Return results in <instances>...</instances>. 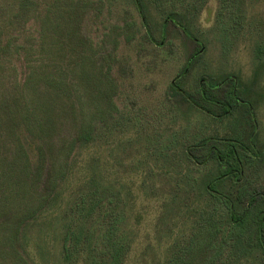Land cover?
<instances>
[{
	"label": "trees",
	"instance_id": "trees-1",
	"mask_svg": "<svg viewBox=\"0 0 264 264\" xmlns=\"http://www.w3.org/2000/svg\"><path fill=\"white\" fill-rule=\"evenodd\" d=\"M195 1L176 4L194 12ZM166 2L157 0L158 8ZM92 5L0 0V264H264L255 94L233 78L185 90L191 62L169 85L167 101L237 126L215 132L181 120L179 111L168 116L167 108L154 121L125 111L117 101L132 70L123 73L122 39L172 59L171 23L198 44L176 11L159 39L147 20H126L96 41L85 31ZM243 15V0H220L215 26L226 41L245 31ZM252 38L260 41L255 84L264 72V35L253 20ZM143 221L148 236L140 235Z\"/></svg>",
	"mask_w": 264,
	"mask_h": 264
},
{
	"label": "rangeland",
	"instance_id": "rangeland-1",
	"mask_svg": "<svg viewBox=\"0 0 264 264\" xmlns=\"http://www.w3.org/2000/svg\"><path fill=\"white\" fill-rule=\"evenodd\" d=\"M90 1L93 2L92 8L95 10V14L92 15L90 21L85 22V31L91 34L96 41L102 39L104 33L108 32L107 29H111L116 25H123L126 20L129 23L136 21L138 24L147 20L149 27L152 28L153 36L159 39L160 27L167 22L165 20L167 17L169 18L168 13L176 11L180 14L178 18L181 19L180 17H182L187 22L198 44L197 49L196 45L171 23L168 24L165 35L178 49V55L172 59H169L166 53L160 51L157 46L152 47L140 43L125 46L122 39L118 56L121 61L125 60L124 63H126L123 65V73L125 69L129 70L128 68H130L132 70L126 79L125 94L121 95L117 101L122 109L124 108L125 111L132 113H144L146 120L154 121L159 119L155 111H159V107L167 108L168 116L170 114L173 116L174 112L179 111L181 120L188 117L195 120V125L204 124L208 130L215 132H224L229 126H237L234 125V122L232 124L231 121L229 124L225 122L222 126V123H218L222 120L213 118L199 110L188 113L186 105L182 104L179 99L167 101L166 95L169 85L187 64L194 62L190 73L183 80L185 90L191 91L199 84L209 83L215 85L217 82L223 83L233 78L238 79L236 85L240 82L244 89L247 88L251 91V97L253 91L256 101L254 118L258 125L257 131L260 134L258 144L264 147V72L258 77L257 83L253 84L256 69V58L253 50L255 44L260 42L258 39L262 38H252V20L253 23L263 28L264 35V0H243L244 15L242 18L245 31L239 35L237 40L233 41H226L227 39H225L223 33L215 26L220 10V0H197L194 3L197 7L194 12L192 8H190V12H185L184 9L180 10L181 5L176 4L177 0H169V3L160 4L163 5L161 8H158L157 0ZM135 1H138L142 7L141 11L144 13V17L141 16ZM189 2H192V0H189ZM144 32L146 30L142 29L141 33ZM141 33L138 35V40ZM107 39L111 47L110 43L113 39ZM196 50L200 51L198 57L194 55ZM117 66L119 67V64ZM80 97L82 98L81 93ZM81 102L86 105L87 99H82ZM173 107H176V109L171 110ZM164 121L168 122L169 120L165 119ZM152 134L150 132L147 135L151 137ZM139 150H141L140 147ZM132 156H134V153L129 150L126 165L132 164V159H129ZM165 168L160 173H165ZM183 168H193V166L185 165ZM253 180L254 185L264 191V167L258 169V172L253 176ZM149 210L152 211V208ZM141 228L143 231L140 235L148 236L151 226L143 221Z\"/></svg>",
	"mask_w": 264,
	"mask_h": 264
},
{
	"label": "water",
	"instance_id": "water-1",
	"mask_svg": "<svg viewBox=\"0 0 264 264\" xmlns=\"http://www.w3.org/2000/svg\"><path fill=\"white\" fill-rule=\"evenodd\" d=\"M174 82H175V80L172 83H174Z\"/></svg>",
	"mask_w": 264,
	"mask_h": 264
}]
</instances>
